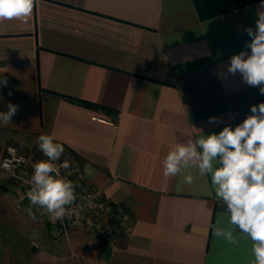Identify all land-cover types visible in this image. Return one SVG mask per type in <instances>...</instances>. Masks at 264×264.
<instances>
[{
	"label": "crops",
	"instance_id": "1",
	"mask_svg": "<svg viewBox=\"0 0 264 264\" xmlns=\"http://www.w3.org/2000/svg\"><path fill=\"white\" fill-rule=\"evenodd\" d=\"M259 5L205 18L196 0H35L27 22H0V111L18 105L0 127V161L10 144L43 157L36 141L50 134L133 221L116 237L65 233L34 209L29 216L16 182L0 174V264H250V238L237 230L231 245L212 235L228 214L210 174L190 166L182 174L193 184L178 187L182 175L166 178L163 160L264 102L227 73L232 55L250 53L244 28L255 29Z\"/></svg>",
	"mask_w": 264,
	"mask_h": 264
},
{
	"label": "clouds",
	"instance_id": "2",
	"mask_svg": "<svg viewBox=\"0 0 264 264\" xmlns=\"http://www.w3.org/2000/svg\"><path fill=\"white\" fill-rule=\"evenodd\" d=\"M34 3L35 0H0V22H27ZM255 16V29L244 28L251 38L245 42L250 53L241 50L232 55L227 73L233 76L239 73L247 85L257 87L259 94L264 95V0H260ZM6 84L7 79L0 78V87ZM17 111L18 105L9 102L7 111H0V127L9 125ZM218 119L209 117V122L215 123ZM36 143L46 159L33 164L31 178L25 181L30 185L26 193L30 206L26 211L34 219L33 209H36L53 221H63L72 212L78 185L62 176L57 167L56 162L65 152L63 144L55 142L50 134L39 135ZM8 151L11 159H5L0 168L11 172L14 162L20 161L15 149ZM218 157L222 166L214 168L213 162ZM190 166L198 168L202 176L210 174L215 198L226 206L228 226L218 217L212 226V235L228 244L238 245L235 234L238 230L252 241L250 264H264V102L251 105L250 115L234 128L226 125L219 133L201 135L195 143L176 144L163 160V175L166 178L182 175L177 186L191 185L193 175L182 174L183 169ZM60 167L69 169L71 162L65 159Z\"/></svg>",
	"mask_w": 264,
	"mask_h": 264
},
{
	"label": "built area",
	"instance_id": "3",
	"mask_svg": "<svg viewBox=\"0 0 264 264\" xmlns=\"http://www.w3.org/2000/svg\"><path fill=\"white\" fill-rule=\"evenodd\" d=\"M9 148L16 150V157L20 162H14L11 172L0 168V174L13 179L23 197L30 204L26 197L27 191L30 190V185L25 181L31 178L33 164L46 159V157L35 158L20 152L17 146L9 145L0 164H2L5 159H11V155L8 151ZM20 158H22V160H20ZM65 159L70 161L66 152H64V155L56 162L60 174L62 176H67L69 180L78 185L75 189L77 199L71 206L72 212L70 216H66L63 221H53L47 214L41 215L40 211L36 209H34V211L44 217L51 225L60 227L65 233H67L70 228L82 229L90 233L113 237L130 232L133 225L130 212L126 209L117 208L110 198L105 195L103 189L89 184L86 181L85 174L79 167L72 163L69 169L60 167Z\"/></svg>",
	"mask_w": 264,
	"mask_h": 264
},
{
	"label": "trees",
	"instance_id": "4",
	"mask_svg": "<svg viewBox=\"0 0 264 264\" xmlns=\"http://www.w3.org/2000/svg\"><path fill=\"white\" fill-rule=\"evenodd\" d=\"M251 1L252 0H196V3L202 16L209 18L248 4ZM85 103L93 106L92 103Z\"/></svg>",
	"mask_w": 264,
	"mask_h": 264
},
{
	"label": "rangeland",
	"instance_id": "5",
	"mask_svg": "<svg viewBox=\"0 0 264 264\" xmlns=\"http://www.w3.org/2000/svg\"><path fill=\"white\" fill-rule=\"evenodd\" d=\"M10 145H13V144H10ZM9 146V145H8ZM7 146V147H8ZM7 149V148H6ZM5 189H3V187H0V194H4ZM14 190L16 191V193H18V195L20 196L21 195V192L15 187ZM19 191V192H18Z\"/></svg>",
	"mask_w": 264,
	"mask_h": 264
}]
</instances>
